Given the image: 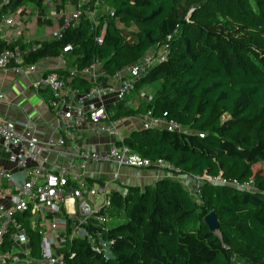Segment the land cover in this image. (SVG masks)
<instances>
[{"label":"trees","instance_id":"trees-1","mask_svg":"<svg viewBox=\"0 0 264 264\" xmlns=\"http://www.w3.org/2000/svg\"><path fill=\"white\" fill-rule=\"evenodd\" d=\"M9 0V8L26 2ZM112 14L95 25L87 16L67 26L63 37L40 44L24 64L72 54L78 71L102 60L100 80L142 59L172 35L167 60L153 67L136 87L161 81L152 101L136 107L110 106L114 118L146 113L174 119L183 131L134 129L124 142L134 151L162 158L174 173L253 181L250 191L201 183L198 199L174 177L144 188L112 190L111 205L99 212L98 251L87 238L68 237L60 247L66 264H264V0H106ZM107 22L103 42L97 37ZM19 38H0L6 47H26ZM73 49L64 52V47ZM80 91L93 82L68 68L49 69ZM203 134V135H201ZM214 211L222 237L204 218ZM123 219L108 226L107 220ZM27 225V223H26ZM30 246L41 257L42 234L29 228Z\"/></svg>","mask_w":264,"mask_h":264},{"label":"built area","instance_id":"built-area-1","mask_svg":"<svg viewBox=\"0 0 264 264\" xmlns=\"http://www.w3.org/2000/svg\"><path fill=\"white\" fill-rule=\"evenodd\" d=\"M61 1L74 2L75 7L70 11L65 8L50 9L44 16L45 20L63 15L65 23L46 39H61L64 29L78 23L83 16L98 25L101 17L112 14V8L105 11L101 9V6L106 5V0ZM4 22L10 25L14 23V19L5 17ZM106 27L105 21L101 34L97 37L99 43L103 42ZM171 40L172 35H169L166 42L154 45L142 59L108 77L109 81L100 80L101 75L95 73L97 66L102 68L103 65L102 60H97L83 69L85 73L93 76V86L86 92L69 85L66 78L56 73L47 74L46 71L34 83L37 90H50L48 104L64 125L66 137L77 140L86 122L93 124L97 132L114 133L117 136L116 143L104 154L93 147L85 146L80 149L75 145L68 153L78 158L77 162L62 164L52 161L44 152L41 140L32 130L0 115V264H34L38 260L46 264H66V255L60 251V247L69 236L87 238L98 251L108 248L107 242H97V235L102 220L99 212L111 205L109 194L112 190L108 183L96 184L77 175V167L83 168L91 160H103L112 161L119 166H153L170 170L174 168L162 158L153 160L131 149L124 142L109 109L111 105L123 101L133 104L128 97L134 90H138L136 84L139 80L148 75L153 67L167 60ZM26 43V47H6L2 50L0 70L8 67H13L17 72L24 70V57L40 46L34 40ZM72 49V45H67L63 50L69 52ZM138 96L139 99L147 101L154 98V94L144 91L143 88L138 90ZM3 98L4 95L0 92V101ZM142 115L143 128L159 127L173 132L184 130L176 120L156 117L151 110ZM59 143L65 145L66 139L60 138ZM3 161H8L12 168H6ZM188 177L195 193L199 192L201 183L205 180L212 184H228L240 189L256 190L252 180L241 182L237 179L206 175ZM99 195L104 197L101 205H97ZM69 199L76 203L73 212H68L66 208ZM29 228L43 236L39 258L32 254Z\"/></svg>","mask_w":264,"mask_h":264},{"label":"crops","instance_id":"crops-1","mask_svg":"<svg viewBox=\"0 0 264 264\" xmlns=\"http://www.w3.org/2000/svg\"><path fill=\"white\" fill-rule=\"evenodd\" d=\"M5 3L6 2L3 1L2 4H0V10ZM74 7V2L46 0L41 5L35 2H29L21 6L9 8L0 18V38L9 42H13L19 38L23 43L36 39H46L50 37L51 33L62 28L65 23V16L63 15L53 16L50 20H45L44 16L50 12V9L65 8L70 11L73 10ZM102 8L106 10L110 7L105 5L101 6V9ZM5 17L14 19V23L10 25L6 24L4 22ZM48 21L52 22V26L49 25L50 27L46 31H40L41 26H39V24ZM55 23H57V27H54ZM63 55H61V57H56V59L59 60V64H57L58 67L54 69L68 68L72 73H77L93 82V76L91 74L85 73L83 70L78 71L75 66L73 68L68 67L67 62L62 60ZM37 63L24 65V70L20 72H17L13 67L0 70V92L4 95V98L0 101V115L17 122L21 127L32 130L41 140L44 152L47 153L49 159L52 161L62 164L77 162L79 159L68 153L75 145H78L80 149H83L85 146L93 147L102 154L107 152L110 147L116 143L117 136L114 133L97 132L95 126L89 122L83 125L80 137H78L77 140L66 137L64 125L59 121L57 114L48 104V99L51 95L50 90L47 88L37 90L34 86V83L42 78L43 71L47 72L49 69L53 68H50L49 64L46 66H39ZM29 66H32V68H29ZM95 70V73L101 76L104 73L103 68L100 66H97ZM33 76H38L40 78L34 81L32 79ZM66 79L68 83L71 81V78L68 76ZM26 80H28V82ZM105 81H109V79ZM148 85L142 86L138 90L143 88L144 91L155 95L159 89L155 91V89L150 87V84ZM128 98L133 101L131 105L134 107L139 105L141 101L148 102L146 99H139L138 94H133V97L131 94ZM138 115L143 117L142 113L121 116L120 118H114L113 115H111V117L116 121L118 131L125 137L129 135L132 130L143 128L142 119H140ZM136 119L141 122L135 123L134 120ZM122 121L125 122L122 123ZM62 137L66 139L65 145L59 143ZM3 163L7 167L11 166L8 168H12V165H9L8 161H3ZM76 174L96 184L108 183L110 190L117 189L123 192L126 191L127 186H139L144 188L165 177H174L181 181V174H175L170 169H159L153 166L142 168L119 166L112 161L103 160H91L85 167H77ZM114 183L117 185L114 186ZM182 183L184 184V182ZM186 184L190 187L186 188L190 190L191 183L189 179H186ZM75 204L73 199L67 201L66 208L68 212L74 211ZM71 206L72 210H70ZM34 264L46 263L42 260H38Z\"/></svg>","mask_w":264,"mask_h":264},{"label":"rangeland","instance_id":"rangeland-1","mask_svg":"<svg viewBox=\"0 0 264 264\" xmlns=\"http://www.w3.org/2000/svg\"><path fill=\"white\" fill-rule=\"evenodd\" d=\"M6 2L7 0H1L0 1V4H2V2ZM27 3H29V2H26V4ZM85 8H88V6H86ZM102 10L103 11H105V9L104 8H102ZM46 12H47V10H46ZM52 21V20H51ZM51 21H48V22H43V23H40L39 24V26H41L40 27V31H46L47 29H49V27L50 26H52L51 25ZM50 22V23H49ZM50 25V26H49ZM57 27V23H55L54 24V27ZM42 34V33H41ZM61 57V56H60ZM62 60H65V62H67V64H68V67H71V68H73L74 67V57L72 56V54H64L63 55V57H62ZM39 66H46L47 64H49V66H50V68H57L58 67V65L57 64H59V60L58 59H56V57H54V58H45V59H42V60H40L38 63H37ZM26 67V66H25ZM34 67V66H33ZM29 68H32V66H29ZM27 69H28V67H27ZM29 71H30V69H28ZM39 78L40 77H38V76H33V80L34 81H37V80H39ZM27 82H28V80H26ZM149 86V85H148ZM160 86H161V81L160 80H157V81H155V82H153V83H151L150 84V87L152 88V89H155V91H157L159 88H160ZM133 94H138L137 93V90H134L133 92H132V97H133ZM139 117H140V115H138ZM140 119H144L143 117H140ZM125 121H122V123H124ZM134 122L135 123H140L141 121L140 120H138V119H136V120H134ZM125 124H127V123H125ZM9 165H10V163H8ZM6 166V165H5ZM8 167H11V166H8ZM7 166H6V168H8ZM251 168H252V170L254 171V172H256L258 169H260V168H264V163H256V164H254V165H252L251 166ZM189 177H188V175H183V174H181L180 175V179H181V182H184V184L186 185V187L187 188H190L187 184H186V179H188ZM114 186H116L117 184L116 183H114L113 184ZM252 187H250V189H251ZM190 194L193 196V198L194 199H198V196H197V193H195L194 192V190L191 188L190 190ZM103 200H104V197L102 196V195H99L98 196V199H97V205H101L102 204V202H103ZM70 210H72V206L70 207ZM124 220L123 219H110V220H107V225L108 226H113V225H117L118 223H120V222H123ZM50 232V231H49ZM51 233H53V232H51ZM3 264H8V262H2Z\"/></svg>","mask_w":264,"mask_h":264},{"label":"water","instance_id":"water-1","mask_svg":"<svg viewBox=\"0 0 264 264\" xmlns=\"http://www.w3.org/2000/svg\"><path fill=\"white\" fill-rule=\"evenodd\" d=\"M9 2V0L6 1V3ZM5 3V4H6ZM205 223L210 227V229L212 231H214L215 233H217L220 237H222L221 233H220V229H219V222H218V218L217 215L214 211H212L211 213H209L205 218H204ZM94 230H96L95 227H93Z\"/></svg>","mask_w":264,"mask_h":264}]
</instances>
